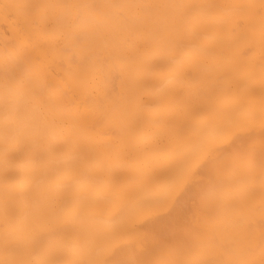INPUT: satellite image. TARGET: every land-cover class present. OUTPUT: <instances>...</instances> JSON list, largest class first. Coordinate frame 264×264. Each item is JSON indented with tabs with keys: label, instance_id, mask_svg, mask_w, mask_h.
I'll return each instance as SVG.
<instances>
[{
	"label": "bare ground",
	"instance_id": "6f19581e",
	"mask_svg": "<svg viewBox=\"0 0 264 264\" xmlns=\"http://www.w3.org/2000/svg\"><path fill=\"white\" fill-rule=\"evenodd\" d=\"M261 3L0 0V264H264Z\"/></svg>",
	"mask_w": 264,
	"mask_h": 264
},
{
	"label": "snow or ice",
	"instance_id": "6c2138e0",
	"mask_svg": "<svg viewBox=\"0 0 264 264\" xmlns=\"http://www.w3.org/2000/svg\"><path fill=\"white\" fill-rule=\"evenodd\" d=\"M240 5H229V4H223V5H216L215 7H219L222 8L224 10H231L233 8L239 7ZM249 6L251 7H255L256 5L254 4H249ZM261 8H264V0H262V3L259 5ZM264 29V28H262ZM260 83H261V88H260V106H261V111L262 113H264V69H262L261 71V79H260ZM243 127V126H241ZM206 151L210 152L212 151L211 148L206 149Z\"/></svg>",
	"mask_w": 264,
	"mask_h": 264
}]
</instances>
